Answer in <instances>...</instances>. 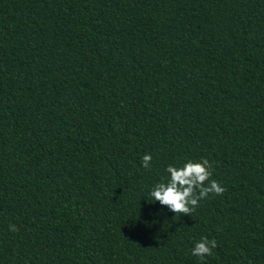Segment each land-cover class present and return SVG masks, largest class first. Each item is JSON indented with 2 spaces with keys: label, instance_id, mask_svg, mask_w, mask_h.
Listing matches in <instances>:
<instances>
[{
  "label": "trees",
  "instance_id": "trees-1",
  "mask_svg": "<svg viewBox=\"0 0 264 264\" xmlns=\"http://www.w3.org/2000/svg\"><path fill=\"white\" fill-rule=\"evenodd\" d=\"M0 264H264V0H0Z\"/></svg>",
  "mask_w": 264,
  "mask_h": 264
},
{
  "label": "clouds",
  "instance_id": "clouds-1",
  "mask_svg": "<svg viewBox=\"0 0 264 264\" xmlns=\"http://www.w3.org/2000/svg\"><path fill=\"white\" fill-rule=\"evenodd\" d=\"M152 159L150 153H145L141 159L142 167L150 168ZM212 167L209 160L203 157L199 160L187 159L179 165L168 164L166 177L153 184L148 195L175 215L191 216L200 206V201L206 200L210 194L219 196L225 191L219 181L212 178ZM9 231L17 232L18 228L10 224ZM216 247L214 239L202 236L191 248V255L203 261L213 254L212 250Z\"/></svg>",
  "mask_w": 264,
  "mask_h": 264
}]
</instances>
